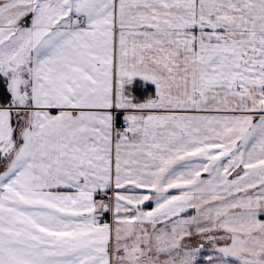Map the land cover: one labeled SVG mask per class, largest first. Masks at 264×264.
Listing matches in <instances>:
<instances>
[{
	"label": "snow or ice",
	"instance_id": "6c2138e0",
	"mask_svg": "<svg viewBox=\"0 0 264 264\" xmlns=\"http://www.w3.org/2000/svg\"><path fill=\"white\" fill-rule=\"evenodd\" d=\"M0 264H264V0H0Z\"/></svg>",
	"mask_w": 264,
	"mask_h": 264
}]
</instances>
